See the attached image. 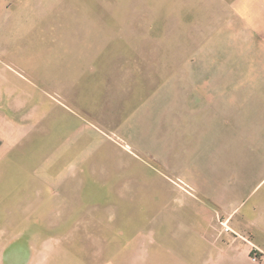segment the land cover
<instances>
[{
    "label": "rangeland",
    "instance_id": "rangeland-1",
    "mask_svg": "<svg viewBox=\"0 0 264 264\" xmlns=\"http://www.w3.org/2000/svg\"><path fill=\"white\" fill-rule=\"evenodd\" d=\"M19 2L68 56L61 102L86 132L57 138L60 116L28 161L1 166L0 263H192L160 238L179 226L157 229L159 205L173 212L184 167L214 162L223 142L264 157V0H7Z\"/></svg>",
    "mask_w": 264,
    "mask_h": 264
},
{
    "label": "crops",
    "instance_id": "crops-1",
    "mask_svg": "<svg viewBox=\"0 0 264 264\" xmlns=\"http://www.w3.org/2000/svg\"><path fill=\"white\" fill-rule=\"evenodd\" d=\"M14 36L19 43L9 40ZM46 37L47 30L37 27V14L29 6L0 0V169L7 158L28 161L24 151L30 148L33 135L51 134V123L60 116L62 129L57 138L86 132V128L70 129V110L61 102L71 100L63 90L71 83L69 71L61 66L68 62V56L61 55L62 48L48 44ZM33 38L39 39L44 49L40 57L33 51ZM66 141L61 147L68 150L71 144ZM234 145V149L245 147L244 142ZM230 148L229 143L219 144L216 156L220 158L214 162L208 159L213 163L210 166L204 160L184 167L189 174L182 176L190 185L185 183L188 190H174L177 205L173 212L159 205L157 229L172 221L179 226L178 235L160 231V238L180 250L174 252L179 260L184 246L189 247L192 263L186 264H264V177L257 180L254 176L264 165V157L256 163L254 158L234 151L231 156ZM15 152L18 154L11 157ZM50 158L46 156V164L48 159L54 162ZM62 171L61 178L67 180L70 171ZM48 175L53 180L50 173L45 179ZM255 249L259 263L249 259Z\"/></svg>",
    "mask_w": 264,
    "mask_h": 264
},
{
    "label": "built area",
    "instance_id": "built-area-1",
    "mask_svg": "<svg viewBox=\"0 0 264 264\" xmlns=\"http://www.w3.org/2000/svg\"><path fill=\"white\" fill-rule=\"evenodd\" d=\"M250 259L252 262H255V263L259 260V256L256 251L252 253Z\"/></svg>",
    "mask_w": 264,
    "mask_h": 264
}]
</instances>
